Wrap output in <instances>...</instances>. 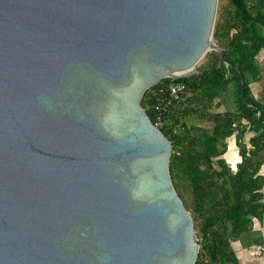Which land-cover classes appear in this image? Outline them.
Here are the masks:
<instances>
[{
    "label": "water",
    "instance_id": "95a60500",
    "mask_svg": "<svg viewBox=\"0 0 264 264\" xmlns=\"http://www.w3.org/2000/svg\"><path fill=\"white\" fill-rule=\"evenodd\" d=\"M217 0H0V264H196L141 105L202 76ZM244 93V76L239 67Z\"/></svg>",
    "mask_w": 264,
    "mask_h": 264
},
{
    "label": "trees",
    "instance_id": "16d2710c",
    "mask_svg": "<svg viewBox=\"0 0 264 264\" xmlns=\"http://www.w3.org/2000/svg\"><path fill=\"white\" fill-rule=\"evenodd\" d=\"M233 13L224 27H215L213 35L233 65L225 66L220 57L211 55L201 71L178 77L193 95L174 101L160 127L170 140V173L178 194V180L189 187L190 210L200 244L196 264H240L232 243L252 229L253 219L264 213V108L250 95L249 82L259 77L257 57L264 50V3L262 0H229ZM239 67L244 76V93ZM163 79L143 94L141 105L154 121L158 106L153 90L165 84ZM228 94L229 108L213 112L214 100ZM196 100V103L187 102ZM219 105V102L215 105ZM194 117L210 126L189 122ZM251 147L242 142L248 131ZM235 133L241 161L233 171L222 155L226 139Z\"/></svg>",
    "mask_w": 264,
    "mask_h": 264
},
{
    "label": "crops",
    "instance_id": "0c3cea01",
    "mask_svg": "<svg viewBox=\"0 0 264 264\" xmlns=\"http://www.w3.org/2000/svg\"><path fill=\"white\" fill-rule=\"evenodd\" d=\"M264 2V0H262ZM257 61L261 66H264V50L261 51L257 57ZM209 63L207 60L204 64L200 65L198 68L201 70L204 66ZM250 95L264 108V67L260 71V75L257 79L251 80L249 82ZM193 94L187 91L184 99H189ZM230 98L228 94L221 95V97L214 100L213 112H223L228 109ZM219 102V105H215ZM188 104L196 103V100H190ZM206 121H201L197 124H202ZM255 134L254 131L248 130L242 137V142L251 147L250 138ZM227 149L222 155V158L228 164V166L235 171L237 164L241 161V156L239 153V147L236 139L235 133L226 139ZM264 174V172H261ZM234 243V242H233ZM233 249L239 258V263L243 264L246 261L249 264H264V213L262 218L259 220L257 218L253 219L252 229L244 234L239 240L235 241ZM260 258V259H257ZM251 259V260H250ZM257 259V260H255Z\"/></svg>",
    "mask_w": 264,
    "mask_h": 264
},
{
    "label": "built area",
    "instance_id": "2783aa9c",
    "mask_svg": "<svg viewBox=\"0 0 264 264\" xmlns=\"http://www.w3.org/2000/svg\"><path fill=\"white\" fill-rule=\"evenodd\" d=\"M165 84L154 89L153 94L157 95L158 106L154 110V125L161 127L164 115L167 113L169 106L174 102L183 98L187 92V86L181 81H176L174 77L166 78Z\"/></svg>",
    "mask_w": 264,
    "mask_h": 264
},
{
    "label": "rangeland",
    "instance_id": "374dc122",
    "mask_svg": "<svg viewBox=\"0 0 264 264\" xmlns=\"http://www.w3.org/2000/svg\"><path fill=\"white\" fill-rule=\"evenodd\" d=\"M233 9L234 8L229 3V0H217L216 1L215 18H214V28L216 26L217 27H219V26L220 27H224L225 26L224 25L225 24L224 21L227 20L225 18L226 17H230L232 15ZM213 40L218 44V42H219L218 41V38L215 37L214 35H213ZM217 54H219V52L217 50H208L207 53L197 63V66L199 67L200 65L204 64L207 60H209L210 57H212L211 55H217ZM187 120L190 123L191 122H194V123L201 122V121H199V119H196L194 117H189ZM202 124H204L205 126H210L211 125V123H209L208 121L203 122ZM178 185H179L180 193L184 196L185 201H186L188 207L191 208V194L189 192V187H187V185L185 183H183V181H180V180H178ZM234 244H235V241H234V243H232V246H234ZM257 259H260V258H257ZM257 259H255V260H257ZM244 261L245 262L243 264H249L250 263V262L248 263L246 261V259H244Z\"/></svg>",
    "mask_w": 264,
    "mask_h": 264
},
{
    "label": "flooded vegetation",
    "instance_id": "af4514ba",
    "mask_svg": "<svg viewBox=\"0 0 264 264\" xmlns=\"http://www.w3.org/2000/svg\"><path fill=\"white\" fill-rule=\"evenodd\" d=\"M264 2H262V4H263Z\"/></svg>",
    "mask_w": 264,
    "mask_h": 264
}]
</instances>
